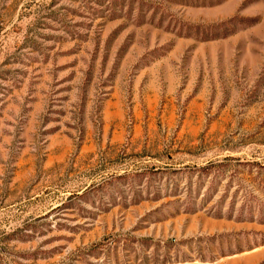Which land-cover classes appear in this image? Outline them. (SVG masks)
I'll list each match as a JSON object with an SVG mask.
<instances>
[{"label":"rangeland","instance_id":"374dc122","mask_svg":"<svg viewBox=\"0 0 264 264\" xmlns=\"http://www.w3.org/2000/svg\"><path fill=\"white\" fill-rule=\"evenodd\" d=\"M0 264H264V0H0Z\"/></svg>","mask_w":264,"mask_h":264}]
</instances>
